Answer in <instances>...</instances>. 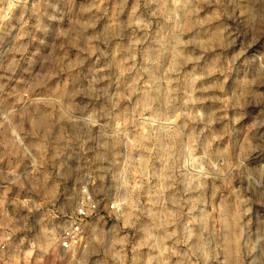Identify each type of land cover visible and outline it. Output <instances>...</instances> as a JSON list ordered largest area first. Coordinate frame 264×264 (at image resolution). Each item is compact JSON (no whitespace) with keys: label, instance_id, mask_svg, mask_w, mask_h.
Returning <instances> with one entry per match:
<instances>
[{"label":"clouds","instance_id":"1","mask_svg":"<svg viewBox=\"0 0 264 264\" xmlns=\"http://www.w3.org/2000/svg\"><path fill=\"white\" fill-rule=\"evenodd\" d=\"M0 264H264V0H0Z\"/></svg>","mask_w":264,"mask_h":264}]
</instances>
